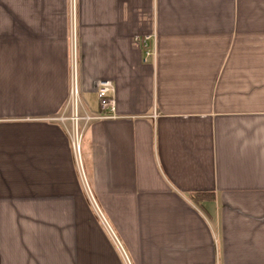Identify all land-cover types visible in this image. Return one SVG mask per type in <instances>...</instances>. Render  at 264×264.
<instances>
[{
  "label": "crops",
  "instance_id": "obj_1",
  "mask_svg": "<svg viewBox=\"0 0 264 264\" xmlns=\"http://www.w3.org/2000/svg\"><path fill=\"white\" fill-rule=\"evenodd\" d=\"M0 264H264V0H0Z\"/></svg>",
  "mask_w": 264,
  "mask_h": 264
},
{
  "label": "built area",
  "instance_id": "obj_2",
  "mask_svg": "<svg viewBox=\"0 0 264 264\" xmlns=\"http://www.w3.org/2000/svg\"><path fill=\"white\" fill-rule=\"evenodd\" d=\"M75 8L73 3V24L75 27V18H74ZM156 33H150L143 36H136L135 41L139 47L144 52V61L148 62L151 58L156 57ZM73 63L75 65L76 61V43L73 44ZM116 87L111 80L101 81L97 90V95L99 99V114L98 115H81L80 114V91L77 82V74L75 66L73 67L72 82H71V91L69 97V106L71 109V119L73 121L74 129V149L77 155V158L80 160L81 153V132L79 121L85 120L89 121L93 118H111L117 115V100L115 97Z\"/></svg>",
  "mask_w": 264,
  "mask_h": 264
},
{
  "label": "trees",
  "instance_id": "obj_3",
  "mask_svg": "<svg viewBox=\"0 0 264 264\" xmlns=\"http://www.w3.org/2000/svg\"><path fill=\"white\" fill-rule=\"evenodd\" d=\"M191 198L193 199V201L197 204H201L204 201H209L212 200L214 198L212 193H194L191 194Z\"/></svg>",
  "mask_w": 264,
  "mask_h": 264
},
{
  "label": "rangeland",
  "instance_id": "obj_4",
  "mask_svg": "<svg viewBox=\"0 0 264 264\" xmlns=\"http://www.w3.org/2000/svg\"><path fill=\"white\" fill-rule=\"evenodd\" d=\"M75 135V134H74Z\"/></svg>",
  "mask_w": 264,
  "mask_h": 264
}]
</instances>
